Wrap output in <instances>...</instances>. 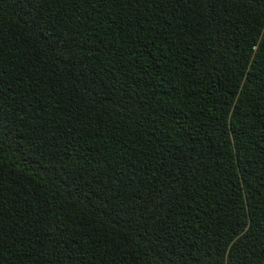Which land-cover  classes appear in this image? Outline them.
I'll use <instances>...</instances> for the list:
<instances>
[{
	"label": "trees",
	"instance_id": "trees-1",
	"mask_svg": "<svg viewBox=\"0 0 264 264\" xmlns=\"http://www.w3.org/2000/svg\"><path fill=\"white\" fill-rule=\"evenodd\" d=\"M0 264H264V0H0Z\"/></svg>",
	"mask_w": 264,
	"mask_h": 264
}]
</instances>
